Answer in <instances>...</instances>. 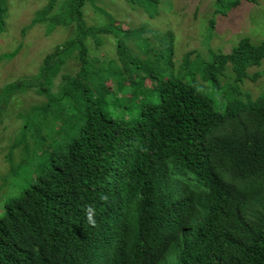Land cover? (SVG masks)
Returning a JSON list of instances; mask_svg holds the SVG:
<instances>
[{"label": "trees", "instance_id": "obj_1", "mask_svg": "<svg viewBox=\"0 0 264 264\" xmlns=\"http://www.w3.org/2000/svg\"><path fill=\"white\" fill-rule=\"evenodd\" d=\"M6 11L0 0V19ZM84 31L79 27L68 45L49 54L40 75L57 76L66 59L50 62L73 49L80 65L70 86L84 87L77 107L86 108L48 100L40 119L50 128L56 117L53 135L61 139L46 145L45 158L41 148L33 156L36 178L19 190L2 175L0 190L15 191H6L0 204V264H264V94L244 99L239 92L221 110L191 82L188 87L176 77L150 90L146 77L135 75L122 97L136 103L128 118H118L108 97L121 92L119 82L105 85L107 95L104 87L91 93L89 70L98 62ZM127 34L112 42L124 64L130 63ZM95 42L99 47L101 39ZM263 58L264 41L255 45L245 36L230 52L203 61V73L199 67L195 75L220 86L231 65L236 83L255 79L249 69ZM69 75H61L64 82ZM20 83L33 86L30 78ZM57 109L73 113L61 119ZM24 150L26 144L12 140L9 162ZM90 203L95 225L84 213Z\"/></svg>", "mask_w": 264, "mask_h": 264}, {"label": "rangeland", "instance_id": "obj_2", "mask_svg": "<svg viewBox=\"0 0 264 264\" xmlns=\"http://www.w3.org/2000/svg\"><path fill=\"white\" fill-rule=\"evenodd\" d=\"M232 1L5 0L7 11L0 19V187L4 173L17 184L16 191L32 182L39 170L35 163L31 164L33 156L41 148L44 154L40 155L45 158L46 145L61 139L53 135L56 117L50 119V128H45L40 119L48 100L61 97L70 105L67 109L72 108L73 111L86 108L77 107L85 100L84 87L80 84L70 86V78L80 65L75 52L68 51L73 49L61 50L50 62L57 65L66 59L57 76L53 73L40 75L48 55L68 45L79 27L86 31L84 37L90 47V56L96 57L94 60L98 62L96 68L93 64L89 70L87 81L91 93L96 95L104 87L107 95L111 89H105V85L111 88L114 84L109 82L121 85V92L115 91L118 95L108 97L111 103L109 110L118 118H128V107L136 103L122 97L126 96L124 92H128L127 81L135 75L146 77L143 84L150 83V90L163 86V78L174 80L178 77L188 87L195 84L204 89L221 110L225 109L222 101L239 92L244 99L264 94V58L249 69L250 74L256 73L257 78H246L237 82L239 85L235 84L231 65L220 79L221 88L214 84L215 80L206 77L199 80L195 75L197 68H203V61L212 60L215 54L230 52L245 36L250 37L255 45L264 41V0H240L234 7ZM106 26L110 32L98 33L97 27ZM126 31L129 64L121 61L113 45ZM97 39H101L99 47L95 46ZM132 41L135 45L131 44ZM182 67L188 71L186 81L182 78ZM152 71L155 76L150 73ZM62 73L70 74L65 82ZM28 78L33 86L25 89L20 81ZM15 88L18 91L12 92ZM62 90L64 96H59ZM129 92L136 93V90ZM65 110L57 109L55 115L63 119L73 113L66 114ZM58 123V127L64 128L59 119ZM15 139L26 144L28 151L14 154V160L9 162L6 153ZM42 162L39 161L38 167ZM12 164L15 166L14 174L11 173ZM8 190L15 191L11 187L0 190V204Z\"/></svg>", "mask_w": 264, "mask_h": 264}, {"label": "clouds", "instance_id": "obj_3", "mask_svg": "<svg viewBox=\"0 0 264 264\" xmlns=\"http://www.w3.org/2000/svg\"><path fill=\"white\" fill-rule=\"evenodd\" d=\"M152 75H154L155 76V72H150ZM164 79V78H163ZM164 81H166V79H164ZM240 83V82H239ZM236 85H239V84H237V83H235ZM233 84H231L230 86L228 85L227 86V89L229 88V87H231ZM218 87H222V84H221V80H220V86H218ZM235 96V95H234ZM233 96V97H234ZM233 97H231V98H233ZM102 198H104V199H106L107 197H102ZM84 213H85V215H86V219H87V221H88V223L90 224V225H95L96 223H97V221H96V219H95V216H96V207H95V205L94 204H87V205H85V207H84Z\"/></svg>", "mask_w": 264, "mask_h": 264}, {"label": "crops", "instance_id": "obj_4", "mask_svg": "<svg viewBox=\"0 0 264 264\" xmlns=\"http://www.w3.org/2000/svg\"><path fill=\"white\" fill-rule=\"evenodd\" d=\"M85 32H86V31H84V36H85ZM86 40H87V39H86ZM131 44H134V45H135V42H131ZM62 74H63V73H62Z\"/></svg>", "mask_w": 264, "mask_h": 264}]
</instances>
